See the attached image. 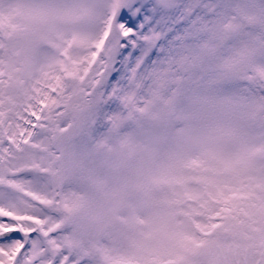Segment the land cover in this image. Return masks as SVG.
Returning <instances> with one entry per match:
<instances>
[{"label":"snow or ice","instance_id":"obj_1","mask_svg":"<svg viewBox=\"0 0 264 264\" xmlns=\"http://www.w3.org/2000/svg\"><path fill=\"white\" fill-rule=\"evenodd\" d=\"M0 264H264V0H0Z\"/></svg>","mask_w":264,"mask_h":264}]
</instances>
